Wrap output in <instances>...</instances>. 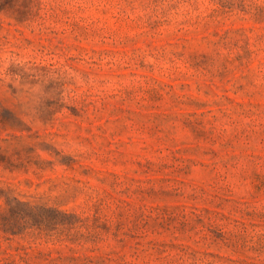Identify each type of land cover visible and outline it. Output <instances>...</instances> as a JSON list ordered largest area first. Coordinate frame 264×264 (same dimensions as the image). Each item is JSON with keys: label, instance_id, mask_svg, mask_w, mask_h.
<instances>
[{"label": "rangeland", "instance_id": "1", "mask_svg": "<svg viewBox=\"0 0 264 264\" xmlns=\"http://www.w3.org/2000/svg\"><path fill=\"white\" fill-rule=\"evenodd\" d=\"M0 264H264V0H0Z\"/></svg>", "mask_w": 264, "mask_h": 264}]
</instances>
